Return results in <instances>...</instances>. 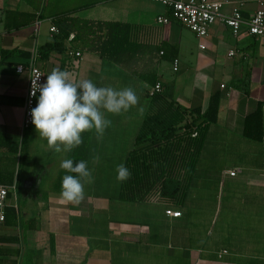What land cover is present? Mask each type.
Here are the masks:
<instances>
[{"label":"crops","instance_id":"0c3cea01","mask_svg":"<svg viewBox=\"0 0 264 264\" xmlns=\"http://www.w3.org/2000/svg\"><path fill=\"white\" fill-rule=\"evenodd\" d=\"M83 1L0 0V184L10 186L6 206L17 211L16 225H4L0 236L20 241L0 243V264H264V44L245 28L235 36L220 21L204 37L176 20L159 25L156 18L168 9L153 0H109L70 15L138 26L142 47L130 69L51 30L61 11ZM213 1L224 3L225 14L240 8L249 17L258 9L256 0ZM56 42L62 50L47 47ZM34 49L45 82L59 68L98 87H131L139 98L120 114L104 112L112 123L101 139L95 129L86 131L93 182L84 185L78 204L61 195L63 176L75 175L60 167L73 159L71 151L55 152L35 127L22 128L28 72L17 67ZM153 75L174 84V99L186 110L204 112L218 94V115L202 127L193 170L187 164L176 170L183 178L176 197L123 200L116 168L125 164L148 112ZM258 108L263 132L257 139L245 134V124ZM15 249L20 254L13 261Z\"/></svg>","mask_w":264,"mask_h":264},{"label":"trees","instance_id":"16d2710c","mask_svg":"<svg viewBox=\"0 0 264 264\" xmlns=\"http://www.w3.org/2000/svg\"><path fill=\"white\" fill-rule=\"evenodd\" d=\"M49 0H46L48 2ZM109 0H84L71 10L61 11L62 16L55 21L61 37L71 40L73 45L81 50L99 54L103 58L120 63L132 69L136 55L142 44L138 41L141 31L136 25L118 21L88 20L71 17L72 13L90 9ZM66 15V16H64ZM49 49L62 50L63 46L56 42ZM13 51L4 52V57ZM38 55H40L38 50ZM144 78V77H143ZM145 79V78H144ZM147 80V79H145ZM150 87L156 85L157 76L149 78ZM160 91L150 95L148 112L146 113L139 134L135 138L133 148L125 161L131 171V177L121 182L119 198L123 200H144L157 193L168 199L176 197L182 189L183 178L176 173L178 168L187 164L193 170L197 162L202 143V127L217 119L219 95L214 94L207 109L186 110L174 99V84H162ZM188 114H196L193 119ZM201 120L199 123H197ZM198 132L192 137L194 131ZM262 112L258 108L246 117L245 134L252 138L262 137ZM88 132L82 133L83 143L71 150L70 156L76 161L85 160L88 154ZM189 162V163H188ZM17 211L12 206H6L4 225H16ZM13 235V234H12ZM18 236L5 238L0 236V243L18 245ZM54 251V244L51 245ZM1 251V250H0ZM16 261L20 250L11 251Z\"/></svg>","mask_w":264,"mask_h":264},{"label":"clouds","instance_id":"9594fccd","mask_svg":"<svg viewBox=\"0 0 264 264\" xmlns=\"http://www.w3.org/2000/svg\"><path fill=\"white\" fill-rule=\"evenodd\" d=\"M40 75L32 79L31 95L39 98L31 109L32 123L39 137L47 140L55 152L71 151L83 143L82 133L95 129L101 139L111 120L104 112L120 114L136 106L139 98L131 87L117 90L111 86H97L90 79L74 80L70 73L54 68L42 85L37 83ZM63 146V147H61ZM60 167L68 173L62 178V197L71 203L84 199V185L93 182L92 172L85 160L75 165L73 159H64ZM117 181L131 177V171L121 163L116 168Z\"/></svg>","mask_w":264,"mask_h":264},{"label":"built area","instance_id":"2783aa9c","mask_svg":"<svg viewBox=\"0 0 264 264\" xmlns=\"http://www.w3.org/2000/svg\"><path fill=\"white\" fill-rule=\"evenodd\" d=\"M160 2L168 9V13L161 14L156 18V22L159 25L169 24L172 20L180 22L183 26L193 31L198 37H204L208 35L209 28L215 22H223L231 29V32L238 36L245 28L248 33L264 44V0H256L258 3V9L249 17L243 14L240 8L233 10L231 14H225L223 12L224 3L221 1L213 0H153ZM52 31L58 32L56 26L51 27ZM69 38H74V34H70ZM77 57L81 56L80 51L73 53ZM235 55V50L229 51V56ZM39 55L38 50L34 49L28 59L26 65H19L17 72L27 70L28 72V86L24 102L22 128L27 131L34 128L32 123L31 109L36 107L39 91L36 96L31 95L32 91V79L38 74L40 75L37 83L43 84L45 82V74L43 70L38 66ZM174 70L179 68V60L175 59ZM161 82H157L155 86L149 87V94H153L155 91L161 90ZM198 132L195 130L192 133V137H196ZM10 192V186L0 184V228L4 226L6 220V201ZM166 214L174 217L181 216L180 211L166 210Z\"/></svg>","mask_w":264,"mask_h":264},{"label":"rangeland","instance_id":"374dc122","mask_svg":"<svg viewBox=\"0 0 264 264\" xmlns=\"http://www.w3.org/2000/svg\"><path fill=\"white\" fill-rule=\"evenodd\" d=\"M92 163H94L93 160L90 161V165H91ZM89 170H91V166L89 167Z\"/></svg>","mask_w":264,"mask_h":264}]
</instances>
